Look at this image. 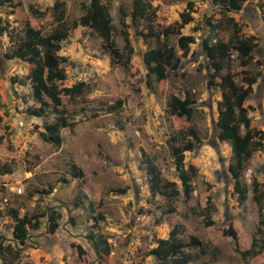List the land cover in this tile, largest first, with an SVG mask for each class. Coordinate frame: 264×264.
Masks as SVG:
<instances>
[{
  "label": "rangeland",
  "instance_id": "rangeland-1",
  "mask_svg": "<svg viewBox=\"0 0 264 264\" xmlns=\"http://www.w3.org/2000/svg\"><path fill=\"white\" fill-rule=\"evenodd\" d=\"M102 1L109 8L114 41L119 48L123 47L121 9L126 14L133 47L131 60L127 66L117 63L90 28L79 25L69 32L59 51L66 58L62 64L66 79L57 84L71 86L82 80L87 86L80 95L65 98L63 108L74 125L61 130L63 142L59 147L39 135L43 121L54 118L51 107L43 118L30 116L26 111L27 107L38 105L32 95L31 65L4 56L23 36L26 24L43 33L55 28L53 0H13L19 3L16 8L0 6V28L6 29L0 35V133L8 127L0 142L1 244L15 248L8 239L13 238L10 209H17L20 215H41L53 206L62 213L54 234L42 233L46 224L43 216L40 228L30 230L35 236L24 244L31 246L21 250L16 258L10 256L9 264H92L95 255L86 239L91 232L107 238L118 264H157L158 260L148 251L156 246L158 238L168 235L173 224L179 226L182 240L189 241L194 236L201 243L186 249L194 256L192 264L263 263L264 249L243 259L235 250V241L222 234L231 224L240 249L250 248L253 237L264 243V227L256 233V203L250 199L241 205L231 194L233 180L227 170L230 146L218 141L215 127L221 94L210 84L211 69L201 40L212 30L217 39L228 41L235 28L244 36L254 35L257 39L250 65L240 66L233 50L230 70L238 83H243L242 76L259 72L244 105L248 107L250 125L262 131L263 145L253 153L240 178L249 192L254 178L260 183L264 213V0H248L238 12H221L209 0H146L157 16V36L146 40L138 35L142 24L131 18L133 0ZM189 1L194 4L190 12L193 21L185 24L181 32L193 34L195 43L184 51L177 45V34L167 38L181 64L177 71L169 70L165 80L157 82L144 63V53L163 40V27L180 21V14L188 11ZM88 2L64 0L66 21L77 19L84 12L82 5ZM31 8L44 14H34ZM172 93L194 97L196 112L191 120L169 112L167 100ZM117 99L123 100L122 107L109 111ZM188 125L196 128L201 142L193 151L185 152V164L197 168L191 180L192 196L186 200L170 136ZM240 130L245 129L240 126ZM142 151L154 160L164 180L176 183L177 198L150 195L148 176L139 165ZM71 164L80 168L83 178L64 182L63 178L71 176ZM207 196L213 207L211 226L203 223ZM170 205L175 211L162 215L161 210ZM161 215L165 221L157 224ZM72 243L87 251L85 261L77 257Z\"/></svg>",
  "mask_w": 264,
  "mask_h": 264
},
{
  "label": "trees",
  "instance_id": "trees-1",
  "mask_svg": "<svg viewBox=\"0 0 264 264\" xmlns=\"http://www.w3.org/2000/svg\"><path fill=\"white\" fill-rule=\"evenodd\" d=\"M248 0H209V3L221 12H238L243 4ZM19 6V3L13 0H0V6ZM193 2H187V12L180 14V21L163 27L161 34L163 40L155 47L149 48L144 53V63L149 72L154 75L155 81L162 82L167 78L168 71H177L180 68L181 58L176 53V49L167 42V38L172 34H177V45L181 50L186 51L189 44L195 43L193 34H183L181 29L185 24L193 21L190 12L193 11ZM84 12L71 22L66 21V9L64 0H53L51 10L56 21L55 28L50 33H43L39 29L26 24L23 30V36L12 49L5 53L8 59H20L31 65L30 81L32 95L38 105H32L26 108L30 116L43 118L51 107L54 118L51 122L42 123L40 137L55 146H61L63 137L61 130L71 128L74 123L69 121L63 106L66 97H75L83 93L87 86L85 81H77L71 86H59L57 81H64L66 73L64 66L66 58L59 55L61 43L65 40L69 32L77 26H84L92 29L102 40V48L117 63L127 66L130 63L133 53V47L129 37L128 23L126 14L120 12L121 34L123 38V47L119 48L114 41L112 18L109 8L102 0H89L83 4ZM31 12L38 15L44 13L38 9L31 8ZM156 10L146 0H133V9L131 18L138 21L141 35L145 40L149 37H156L155 19ZM154 22V23H153ZM235 28L228 41L217 39L216 34L209 30L207 35L202 38L201 45L207 58V63L211 72L209 73L210 84L219 89L221 97L217 101V117L215 127L217 129L216 137L220 143L230 146L231 156L227 170L233 180L232 192L239 204H244L252 199L257 205L258 220L256 233H261L264 227V213L262 204V192L259 189L260 183L256 178L252 181V192L245 188L241 181V173L251 159L253 153L262 147V131L255 129L250 125L248 116V107L245 102L251 96L253 85L257 82L259 72L249 73L242 76L243 83H238L230 70V62L233 50L239 59L242 67L250 65L253 60V53L257 46V39L254 35L244 36ZM6 31L0 28V35ZM225 72L223 73V71ZM195 99L190 94L183 96L179 94H170L167 100L168 110L172 115L191 120L196 112L194 107ZM123 100L117 99L108 107L109 111H117L122 107ZM240 126L244 127L241 132ZM8 127H4V132L0 133V142L5 136ZM201 139L195 127L187 126L185 130H180L178 134L170 136V146L174 158L176 169L182 185V193L185 199H190L193 192L191 180L197 173L194 164H185V152L193 151L195 145L200 143ZM139 165L146 172L150 195L155 197L161 195L168 200H174L179 195V189L174 181L164 180L157 168L154 160L145 152H141ZM71 176L63 178L64 182L82 177V171L75 164H71ZM83 178V177H82ZM48 193L47 191H41ZM211 197H206V205L203 212V223L206 226L214 225L210 218L213 207L211 206ZM175 211L173 205L161 210V214H170ZM48 233L54 234L59 227V219L62 217L59 208L50 210ZM9 215L13 220L11 234L17 243L23 246L28 239L30 230H37L42 225L41 218L46 216L47 211L38 214L20 215L17 209H10ZM162 215L155 222L157 224L165 221ZM103 218V217H102ZM71 222V217H69ZM179 226L173 224L166 237L158 238L155 247L148 251L157 260V264H192L194 256L186 249L188 247L199 246V239L192 236L189 241L180 238ZM223 235H228L235 241V250L243 259L249 256H255L262 252L264 243H258V239L253 237L250 248L240 249L237 242V233L229 224L227 229L222 230ZM89 244L95 255L98 257L96 264H118L114 261L111 254L112 245L103 235L90 233ZM76 249L77 257L84 259L88 253L82 245L73 244ZM258 249H254L255 247ZM20 251L17 247L0 244V257L4 264H9V257H18ZM85 261V259L83 260Z\"/></svg>",
  "mask_w": 264,
  "mask_h": 264
},
{
  "label": "water",
  "instance_id": "water-1",
  "mask_svg": "<svg viewBox=\"0 0 264 264\" xmlns=\"http://www.w3.org/2000/svg\"><path fill=\"white\" fill-rule=\"evenodd\" d=\"M52 208H53V206H48V207H47V219H46V225H45V230H44L42 233H46V232L48 231V229H49V227H48L49 216H50V213H49V212H50V210H51ZM42 233H41V234H42ZM32 236H35V235L29 234V235H28V239H31ZM8 239L13 241L14 246L17 247L19 251L24 250V249H25L26 247H28V246H31V245L27 244V245H23V246L19 247L17 241H16L14 238H8ZM86 239H87L88 241H90V238H89V237H87ZM2 241H3V235H0V243H2ZM0 259H1V257H0ZM1 260H2V259H1ZM97 260H98V257L96 256L95 259H94V261H92V264H95V262H96ZM2 264H4V263H2ZM261 264H264V262L261 263Z\"/></svg>",
  "mask_w": 264,
  "mask_h": 264
},
{
  "label": "clouds",
  "instance_id": "clouds-1",
  "mask_svg": "<svg viewBox=\"0 0 264 264\" xmlns=\"http://www.w3.org/2000/svg\"><path fill=\"white\" fill-rule=\"evenodd\" d=\"M60 210V209H59ZM68 219H69V217H68ZM46 225V224H45ZM48 232V231H47ZM30 234V233H29ZM89 242V241H88ZM20 247V246H19Z\"/></svg>",
  "mask_w": 264,
  "mask_h": 264
},
{
  "label": "flooded vegetation",
  "instance_id": "flooded-vegetation-1",
  "mask_svg": "<svg viewBox=\"0 0 264 264\" xmlns=\"http://www.w3.org/2000/svg\"><path fill=\"white\" fill-rule=\"evenodd\" d=\"M60 211V210H59ZM1 244V243H0Z\"/></svg>",
  "mask_w": 264,
  "mask_h": 264
}]
</instances>
